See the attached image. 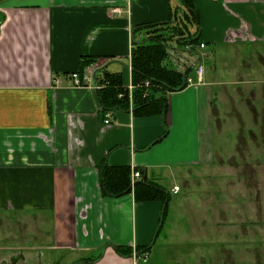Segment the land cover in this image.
<instances>
[{
    "label": "crops",
    "instance_id": "crops-1",
    "mask_svg": "<svg viewBox=\"0 0 264 264\" xmlns=\"http://www.w3.org/2000/svg\"><path fill=\"white\" fill-rule=\"evenodd\" d=\"M194 5L199 25L189 24L188 32L199 26L205 48L185 47L196 62L184 69H194L197 81L203 66V84L158 91L157 98L167 100L164 113L140 115L132 108L104 110L99 91L75 87L69 76L84 70V60H97L121 74L124 86L132 85L134 41L149 39L148 25L175 22L186 12L180 0H0V213L21 214L22 234L33 222L34 241L46 242L3 248L2 264H144L139 251L147 253L146 264L194 261L184 252L196 249V238L165 229L170 198L181 193L174 188L182 174L203 164L210 97L248 82L252 51L264 60V0ZM164 64L183 72L170 49ZM104 74L97 72L100 82ZM106 167H128L131 185L143 181L166 190V216L162 201L138 202L134 189L119 197L104 194ZM135 172L141 177L132 184ZM233 229L227 231L229 250ZM213 233L209 250L220 243Z\"/></svg>",
    "mask_w": 264,
    "mask_h": 264
},
{
    "label": "rangeland",
    "instance_id": "rangeland-1",
    "mask_svg": "<svg viewBox=\"0 0 264 264\" xmlns=\"http://www.w3.org/2000/svg\"><path fill=\"white\" fill-rule=\"evenodd\" d=\"M170 38L168 43L175 42L174 36ZM185 47L178 42L170 46L172 59L183 72L186 65L191 67L196 62V57ZM254 53L248 58V69L253 68L245 75L248 82L237 85L240 88H224L214 98L210 97L204 108L203 164L182 174L181 193L170 198L165 229L182 232L189 239L196 238V249L184 252L194 260L187 264H210L211 261L213 264H264V60L259 57L261 51L256 56ZM189 77L196 78L194 69ZM204 211L208 212L207 216ZM21 216L0 213V258L3 257L1 249L10 245L46 244L45 240L34 241L31 218L25 221L32 224L27 227L31 232L24 235ZM45 224L51 230V224ZM196 224L200 226L199 231L195 229ZM231 226L235 244L229 250L227 231ZM210 230L215 238L217 233L220 238L213 250L206 243ZM192 254L197 257H191ZM206 256L207 263L203 262Z\"/></svg>",
    "mask_w": 264,
    "mask_h": 264
},
{
    "label": "trees",
    "instance_id": "trees-1",
    "mask_svg": "<svg viewBox=\"0 0 264 264\" xmlns=\"http://www.w3.org/2000/svg\"><path fill=\"white\" fill-rule=\"evenodd\" d=\"M186 12L176 18L175 22L148 25L151 37L143 42H135L132 51V101L130 99L129 87L123 85L122 75L119 73H109L106 67L104 88L99 91L101 105L104 110L119 108L120 110L133 109L140 115L163 114L166 110V98L161 95L157 98L158 91H178L185 88L186 79L189 77L188 69L180 72L167 67L164 62L169 55L168 39L175 37L179 44L186 45L189 49L199 46L200 27L197 26L196 32H188L189 24L199 25V13L195 9L194 0H180ZM162 32H159V31ZM167 31V32H166ZM165 32V33H164ZM198 32V34H197ZM95 62L94 60H84V69ZM149 85H146V83ZM122 95V97H120ZM102 190L104 194L119 197L135 190L138 202L162 201L164 205V216L167 214L169 205V194L166 190L154 184L136 182L131 185V170L128 167L109 168L102 170ZM118 254L122 256L132 255L127 248L115 247ZM144 253L139 251V255Z\"/></svg>",
    "mask_w": 264,
    "mask_h": 264
},
{
    "label": "built area",
    "instance_id": "built-area-1",
    "mask_svg": "<svg viewBox=\"0 0 264 264\" xmlns=\"http://www.w3.org/2000/svg\"><path fill=\"white\" fill-rule=\"evenodd\" d=\"M115 12L117 13H120V10H115ZM199 47L201 49H204L205 48V44L204 43H200L199 44ZM130 59H132V57H130ZM103 68V65L98 62L97 60L95 62H93L92 64H90L89 66H87L82 72H74L72 74H70V79L73 81V85L75 87H90L94 90H97V91H100L104 88V84H102L96 74L97 72ZM130 70H132V67H131V60H130ZM198 80L195 81L193 78L191 77H188L186 79V83L185 85L186 86H199L201 84H203V76H204V67L203 66H200L198 68ZM146 85H149V83L147 82ZM134 90V86L133 85H130L129 86V91H130V99L132 101V91ZM120 97H122V95H120ZM112 117V113L111 112H108L106 113L105 115V124H109L111 122V118ZM141 177V174L140 172H135L133 174V183H135V180L140 178ZM179 187H175L174 188V192L177 193L179 192ZM142 257V260H143V263L146 264L147 263V260H148V255L147 253H143L142 255H140ZM134 257H139L136 252H134ZM140 257V258H141Z\"/></svg>",
    "mask_w": 264,
    "mask_h": 264
},
{
    "label": "water",
    "instance_id": "water-1",
    "mask_svg": "<svg viewBox=\"0 0 264 264\" xmlns=\"http://www.w3.org/2000/svg\"><path fill=\"white\" fill-rule=\"evenodd\" d=\"M103 68H101L100 70H102Z\"/></svg>",
    "mask_w": 264,
    "mask_h": 264
}]
</instances>
